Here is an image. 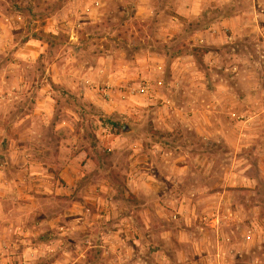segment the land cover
<instances>
[{
  "label": "rangeland",
  "instance_id": "obj_1",
  "mask_svg": "<svg viewBox=\"0 0 264 264\" xmlns=\"http://www.w3.org/2000/svg\"><path fill=\"white\" fill-rule=\"evenodd\" d=\"M0 264H264V0H0Z\"/></svg>",
  "mask_w": 264,
  "mask_h": 264
},
{
  "label": "trees",
  "instance_id": "obj_2",
  "mask_svg": "<svg viewBox=\"0 0 264 264\" xmlns=\"http://www.w3.org/2000/svg\"><path fill=\"white\" fill-rule=\"evenodd\" d=\"M173 16H176L177 18H180L178 15H173Z\"/></svg>",
  "mask_w": 264,
  "mask_h": 264
}]
</instances>
